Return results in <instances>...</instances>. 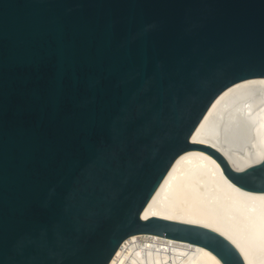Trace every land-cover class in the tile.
Listing matches in <instances>:
<instances>
[{
  "label": "water",
  "instance_id": "1",
  "mask_svg": "<svg viewBox=\"0 0 264 264\" xmlns=\"http://www.w3.org/2000/svg\"><path fill=\"white\" fill-rule=\"evenodd\" d=\"M264 76V0H0V264H109L132 234L246 264L221 234L142 210L184 151L264 192L191 136Z\"/></svg>",
  "mask_w": 264,
  "mask_h": 264
},
{
  "label": "bare ground",
  "instance_id": "2",
  "mask_svg": "<svg viewBox=\"0 0 264 264\" xmlns=\"http://www.w3.org/2000/svg\"><path fill=\"white\" fill-rule=\"evenodd\" d=\"M236 170L264 158V76L239 80L212 103L191 136ZM204 226L231 241L246 264H264V192L233 183L210 154L189 149L174 161L142 210ZM109 264H223L208 248L151 233L127 237Z\"/></svg>",
  "mask_w": 264,
  "mask_h": 264
}]
</instances>
